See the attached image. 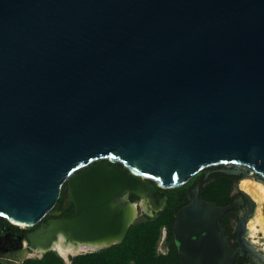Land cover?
I'll return each instance as SVG.
<instances>
[{"label":"water","instance_id":"95a60500","mask_svg":"<svg viewBox=\"0 0 264 264\" xmlns=\"http://www.w3.org/2000/svg\"><path fill=\"white\" fill-rule=\"evenodd\" d=\"M219 165L246 204L237 239L255 252V203L238 182L264 183V0H0V216L34 226L64 184L73 208L26 241L118 237L56 253L70 264L123 240L133 221L117 198H141V179L175 188ZM232 208L195 186L171 226L181 264L233 263L242 250L221 225Z\"/></svg>","mask_w":264,"mask_h":264},{"label":"trees","instance_id":"16d2710c","mask_svg":"<svg viewBox=\"0 0 264 264\" xmlns=\"http://www.w3.org/2000/svg\"><path fill=\"white\" fill-rule=\"evenodd\" d=\"M234 176L220 171L211 173L207 179L204 174L196 184L200 186V197L214 202L216 205L225 206L232 202L230 188ZM153 186L158 200L165 198L162 208L146 220L136 222L128 228L123 240L107 248L94 252L78 254L72 258L70 264H181L179 256L172 242L171 226L174 215L179 208L187 204L189 200V189L184 184L179 188L162 189L155 182L149 181ZM205 186L202 188V185ZM192 196V193L190 194ZM135 199V195H131ZM229 214H226L223 224L229 226ZM167 226L169 251L166 254H157L156 243L160 234V227ZM7 227H15L0 216V233ZM18 229V233H21ZM19 247V241H15V250ZM0 264H4L1 263ZM16 264H65L54 252L48 251L42 257L27 258Z\"/></svg>","mask_w":264,"mask_h":264},{"label":"bare ground","instance_id":"6f19581e","mask_svg":"<svg viewBox=\"0 0 264 264\" xmlns=\"http://www.w3.org/2000/svg\"><path fill=\"white\" fill-rule=\"evenodd\" d=\"M238 188L246 192L255 203L254 211L246 223V235L248 234V236H250V244L253 245L255 250L258 251L264 258V183L260 180L252 178H242L238 182ZM136 191L141 194L140 205L145 208L146 199L142 200V197L145 198L147 193L145 190L141 189ZM123 197H125V195H123ZM117 207L121 208L124 226L132 222L138 214V206L133 202L124 203V200H121L118 201ZM19 226L24 228L27 227L24 225ZM25 239L26 238H24L23 243L26 245L22 246L25 247L28 244V248L31 249V252L26 248H23L21 250L19 249L20 251L18 252L6 255L7 259L11 260V262L24 257H30L31 255L39 256L45 250H53L55 253L66 258L68 254H74L92 249L94 247L102 246L118 239V237H101L87 242H80L72 239L69 233L56 229L48 232L44 236L40 235L34 240L31 239V243Z\"/></svg>","mask_w":264,"mask_h":264},{"label":"rangeland","instance_id":"374dc122","mask_svg":"<svg viewBox=\"0 0 264 264\" xmlns=\"http://www.w3.org/2000/svg\"><path fill=\"white\" fill-rule=\"evenodd\" d=\"M98 162L108 163L107 160H100ZM220 168H222L221 165H219V166H212V167H209V168L202 169L199 172H197L188 182H186L185 185L187 187H193L194 184H196L198 182L199 178L202 177L203 174L205 175V173L207 171H211L208 174V176H209L211 173L215 172L213 170L220 169ZM252 179H254V178H252ZM141 181L144 184L145 191L147 193L146 196H145V198H142V200L143 199H146V207L145 208L142 205H140V199L141 198L136 197L135 199H132L131 198V195H133V194H131V193L126 194L125 197L120 196V197L117 198L118 201L119 200H124V202H133L134 204H136L138 206V208H137L138 215H137V217H135V219L133 220V223L132 224H134L136 222H139V221H142V220H146L147 217L154 216L155 215L154 213H156L157 211H159L162 208L163 204L165 203V198L164 197H163V199L160 202H158V196L155 194V191L153 190V186L151 185V183L149 181H147L146 179H141ZM156 186H158V185L156 184ZM181 186H178V187H175V188H179ZM204 186H205V183L202 185V188ZM159 188H161V187H159ZM169 189H172V188H169ZM65 192H66V186L64 184L62 186V188H61L60 196H59L56 204L45 215V217L39 223L35 224L34 226L25 227V228L24 227H21V226H16L17 229H15V227H7L6 228L5 232L3 233V237L6 240V243L7 244L9 243V244H14L15 245V241H17V242L19 241V247H17V249L15 250V252L20 251L23 248H26L27 250H29L31 252V249L28 248V244L25 247L22 246V244L24 242L25 234L27 232H29V231H31V230L39 227L41 225V223H43V222L46 221V219L51 218V217H54V215H55L56 212L60 211V215L59 216H61V217H67V216H69L71 214V212L73 210L72 206H69V207H67L64 210L62 209V207L64 205H66L65 202H64V193ZM230 194H239L238 191H237V188H236L235 177L233 178V181H232V184H231ZM18 229H21L22 230L21 233H18ZM246 237L248 239H250V236H248V234L246 235ZM52 252H54V251H52ZM34 256L35 255H31L30 257L31 258H34ZM0 260H1V262L6 263V264H15V261L11 262V260L7 259L6 255L0 256Z\"/></svg>","mask_w":264,"mask_h":264},{"label":"flooded vegetation","instance_id":"af4514ba","mask_svg":"<svg viewBox=\"0 0 264 264\" xmlns=\"http://www.w3.org/2000/svg\"><path fill=\"white\" fill-rule=\"evenodd\" d=\"M196 185H199V184H194L193 187H187V189H189V193H188L189 199L192 197V196H190V194L192 193V191ZM230 196L233 197L232 202L230 203V204H233V208L230 211H228L226 214H229V216H230L229 217L230 218L229 219V226L231 227V231L229 232L227 230V226L223 224V220H224V217L226 216V214L221 218V225L225 228V231L229 237V241H230L232 249L233 250H236V249L242 250V252H237L235 254L234 261L232 264H264V258L261 256V254L258 251L255 250V252H250L243 247V244L241 242L238 241L237 232H236L237 223H238L239 218L241 217V215L244 213V211L246 209V204H245V202L241 203V204L236 203V201L239 198V194H230ZM162 199L163 198L159 199L158 202H160ZM124 203H130V202H124ZM4 232L0 233V256L8 255L10 253L15 252V245L6 243V240L3 237ZM167 239H168V228H167L166 243H167ZM245 240H246L247 244H250L249 239L246 237V235H245ZM172 242H173V239H172ZM167 246H168V251H169L168 243H167ZM0 262H1V260H0ZM1 263H3V262H1ZM4 264H6V263H4Z\"/></svg>","mask_w":264,"mask_h":264},{"label":"built area","instance_id":"2783aa9c","mask_svg":"<svg viewBox=\"0 0 264 264\" xmlns=\"http://www.w3.org/2000/svg\"><path fill=\"white\" fill-rule=\"evenodd\" d=\"M166 236H167V226L163 225L160 227V234L159 238L156 243V253L157 254H166L168 251V246L166 243Z\"/></svg>","mask_w":264,"mask_h":264}]
</instances>
